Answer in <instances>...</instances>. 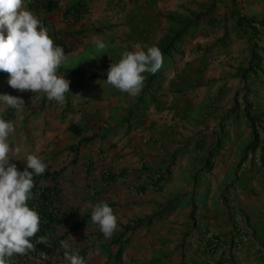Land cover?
Wrapping results in <instances>:
<instances>
[{"label":"crops","instance_id":"0c3cea01","mask_svg":"<svg viewBox=\"0 0 264 264\" xmlns=\"http://www.w3.org/2000/svg\"><path fill=\"white\" fill-rule=\"evenodd\" d=\"M54 1V9L35 16L55 28L51 39L67 55L58 70L70 81L65 105L13 90L8 74L0 72V95L20 96L26 107L23 120L17 119L15 109L0 111V118L15 125L10 146L20 150L10 163L23 171V160L35 154L47 164L43 175L33 177L28 206L50 216L41 233L49 243L37 244L35 239L33 254L14 255L7 264H69L62 240L86 264H148L153 259L156 264H264V161L260 147L245 152L251 128L237 97L240 73L256 47L261 70L247 73L245 99L261 113L258 123L264 128V0H190V7L199 10L191 12L201 14L202 20L165 53L172 55L170 80L153 104L127 117L138 96L108 85L107 70L125 52L169 46L163 10L169 14L182 1L164 6L160 0ZM79 1L85 3V12L68 13ZM32 3L23 0L31 12ZM153 13L160 20L149 25ZM68 16L73 19L66 24ZM92 36L100 37L106 48L97 49ZM233 105L237 114L227 121L225 112ZM188 118L198 119V129L191 127L196 120ZM74 123L79 133L69 130ZM203 125L207 137L201 141L202 132L197 131ZM263 137L259 132V139ZM83 138L86 142L77 149ZM217 139L222 143L211 170L200 171ZM141 171H163L161 182L152 188L137 186ZM179 195L178 205L171 208ZM193 200L196 210L190 206ZM98 203H107L118 217L111 239L91 222ZM163 207L167 210L157 213ZM239 230L248 239L236 248ZM39 250L45 253L42 261L34 256Z\"/></svg>","mask_w":264,"mask_h":264},{"label":"clouds","instance_id":"9594fccd","mask_svg":"<svg viewBox=\"0 0 264 264\" xmlns=\"http://www.w3.org/2000/svg\"><path fill=\"white\" fill-rule=\"evenodd\" d=\"M39 19L46 22L26 10L23 0H0V72L8 74V85L13 90L42 94L48 101L64 106L70 81L58 75V70L66 62L67 55L64 48L56 46L51 39L55 28L46 22L52 28L48 35ZM91 42L99 50L106 48L98 36H92ZM163 61V53L156 46L147 51L125 52L118 62L110 64L105 82L122 93L137 97L145 86V74H156L163 67ZM8 108L16 110L18 120L24 119L26 107L22 97L0 95V111ZM14 134V123L0 118V264H7L8 258L27 255L35 249L32 240L40 229V216L28 206V201L33 198V177L43 175L47 169V164L35 154H28L23 160L26 162L23 171L10 163L17 159L20 151L8 142L9 136ZM91 222L99 227L105 239H111L117 231L118 217L107 203H98L92 208ZM36 243L48 244V237L40 236ZM60 245L69 264H86L84 257L72 251L67 241H60ZM34 254L36 257V252Z\"/></svg>","mask_w":264,"mask_h":264},{"label":"rangeland","instance_id":"374dc122","mask_svg":"<svg viewBox=\"0 0 264 264\" xmlns=\"http://www.w3.org/2000/svg\"><path fill=\"white\" fill-rule=\"evenodd\" d=\"M161 4L160 5H165V4H169V3H174L175 0H160ZM182 3H178L179 7L178 9L176 10H173L172 12H170L169 14H165L166 11H170V10H167V9H164L163 10V13L162 16H163V21H164V28L165 29H169L170 33H171V39H172V43L169 44V46H165V47H161L160 50L162 51L163 53V56H164V61H163V67L156 73L153 75V78H152V81L150 82V86H149V89L151 91V94H144V97H142V99L140 98L141 95H139L137 97V102L135 105H133V109L134 107L135 110H138V111H142L144 110V108H147L151 103L153 104V101L156 100V98H158L157 96H160L162 94V92L160 91V88L162 87V85L169 81L170 80V77L168 75V69L169 67L170 68H173V62H172V55L171 53H169V55L165 56V53L166 52H169L170 49H172V47L174 46V42L180 38L182 39L183 36H186L187 34V31L189 30V28L193 25V23H197L198 21L202 20V17H201V14H193L192 12L195 11V10H198L197 8H194V7H190L192 4H190V0H181ZM220 1V0H218ZM192 11V12H191ZM199 11V10H198ZM199 13V12H198ZM159 13H153L151 14L149 17L152 18V21L151 20H148V24H154V22H156L155 20L159 21L160 19L159 18H156L155 17L158 15ZM188 22H190L191 24L186 26L185 29H183V32L178 34V36H176V33H178V31H180L185 25L188 24ZM159 23H162V22H159ZM167 27V28H166ZM180 27V28H179ZM179 28V29H178ZM151 31V30H150ZM188 35V34H187ZM176 36V37H175ZM173 37H175L173 39ZM153 46H156V45H153ZM159 48V47H158ZM175 56V54H174ZM241 75V78L243 79V82L239 88V90L237 91V97H239L238 99H240L239 101V106L240 104H242L243 106V110H244V114L247 115V113H249L250 115H254V116H257L258 120L260 121L261 117H260V114L259 112H256L255 110H253L251 104H249V101L247 99H245L246 97L248 98V83L247 82V79L250 77V75H245V73L243 71H241L240 73ZM151 76V74H148L147 75V79L148 77ZM187 78H189L187 75H185V81L187 80ZM147 79H146V83H145V86L143 88V90L145 89L146 85H147ZM191 80V79H190ZM188 84V83H187ZM186 84V85H187ZM143 92V91H142ZM141 92V94H142ZM169 91H167L168 93ZM186 94V92H185ZM159 101V100H158ZM248 102V103H247ZM238 103V101H237ZM137 105V106H136ZM164 104H161V106H163ZM239 109V107L237 108V110ZM236 106L233 105L232 107H230L226 112H225V120L229 121V118L230 119H233L235 114H237L236 112ZM134 111H132L131 109V112L129 113L128 115V112L126 113V117L127 116H130L131 114H133ZM248 116V115H247ZM196 120V123L194 126H191L193 128H197L198 129V125H197V120L198 119H194V118H188L187 121H192V122H195ZM220 125L224 126L225 124H221L219 123ZM259 125V123H258ZM260 126V125H259ZM206 126L203 125V128L199 129V131L197 132H202V139L201 141L207 137V131H206ZM258 129V128H257ZM260 133H263L262 130H260V128L258 129ZM189 131L192 132V129H190L189 127ZM86 142V139H81L79 142H78V145H77V149H78V146L80 145V142ZM213 162V161H212ZM238 166H236L235 168V173H236V170H238ZM202 171V170H200ZM234 177V175H233ZM198 178V176H197ZM231 179V182H232V178ZM239 179V178H238ZM181 196V195H179ZM193 203H191V209H197L198 208V205L195 204L194 200L192 201ZM178 205L177 202H174L172 204H170V207L172 208L174 206V208ZM204 205H201L200 207L203 208ZM164 210H167L165 207H163L162 210L158 209L157 213L161 212V211H164ZM155 213V212H154ZM148 264H156V261L153 259L151 260Z\"/></svg>","mask_w":264,"mask_h":264},{"label":"trees","instance_id":"16d2710c","mask_svg":"<svg viewBox=\"0 0 264 264\" xmlns=\"http://www.w3.org/2000/svg\"><path fill=\"white\" fill-rule=\"evenodd\" d=\"M32 1L34 3H32L31 9H33L32 12L34 15H38V11H40V10L41 11H50L56 7V2L54 0H32ZM85 9H86L85 3H83L82 1H79V2L75 3L74 5H72V7L69 9L68 13H71L73 16H78L79 14H83V11L85 12ZM182 32H183V28L180 31H178V33H176V36H178V34H180ZM254 50H257V52L259 51V49H257L256 47L254 48ZM257 52H254L252 50L251 58L249 59V62H248L249 64L246 66L245 69H243V72L245 73V75L247 73H250V72L254 73L256 71L261 70L260 64L262 61V57ZM152 78H153V75L151 74V76H149L147 79V85H146L145 89L143 90L142 94H140L141 99H142V97H144L143 93L144 94H146V93L151 94V91L148 89L150 86V82L152 81ZM135 108L136 107H134V109H132V111H135ZM247 115H248L247 121L249 122L248 125L251 128V141L245 147V152H248L250 150H254L257 147H260L261 152H262V161H264V137L262 140L259 139V130H258L260 128V130H262V132L264 133V128H262L261 126L258 125L257 116H252L249 113H247ZM80 129H81L80 126L75 124V123L69 127V130H71L74 133H79ZM221 143H222L221 139H217L213 142V144L211 145V147L209 148V150L207 151V153L205 155V158L202 162L201 170H203L205 172H208L211 170V165L213 163L212 161L216 157L217 152L220 150ZM244 158L245 157L243 155L242 160H244ZM179 200H181V196H176L175 198H173V200L171 201L170 204H172L174 202H178ZM37 213L40 216V229H39L38 233L36 234V236L33 238V240L39 239L42 231H44L46 229V227L48 226V222L50 221L49 214L44 213V212H37ZM150 220H151V218H149L148 222H150ZM125 229H131V228L126 226ZM35 250L36 249H34L32 252H29V253L33 254V252ZM119 253H121V252L118 251L117 255H119Z\"/></svg>","mask_w":264,"mask_h":264},{"label":"built area","instance_id":"2783aa9c","mask_svg":"<svg viewBox=\"0 0 264 264\" xmlns=\"http://www.w3.org/2000/svg\"><path fill=\"white\" fill-rule=\"evenodd\" d=\"M72 17L68 16L64 18V22L70 23L72 21ZM43 26L48 30V35L49 33L52 31V28L43 20L39 19ZM162 172L160 171H156L154 173H148L146 171H141L140 174H138V179L135 181L137 186H144V187H154L156 185H158L161 182V177H162ZM236 241H235V247L236 248H240L242 247V245L247 241L248 236L247 233L245 231L239 230L237 233V236L235 237ZM36 257L38 260L42 261L45 258V254L43 251H37L36 252Z\"/></svg>","mask_w":264,"mask_h":264}]
</instances>
